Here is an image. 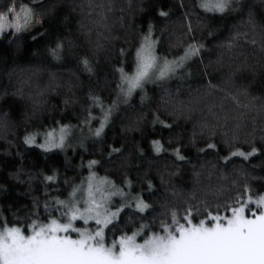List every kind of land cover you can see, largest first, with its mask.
I'll use <instances>...</instances> for the list:
<instances>
[{"label": "snow or ice", "instance_id": "obj_1", "mask_svg": "<svg viewBox=\"0 0 264 264\" xmlns=\"http://www.w3.org/2000/svg\"><path fill=\"white\" fill-rule=\"evenodd\" d=\"M117 4L0 0V39L8 41L15 67L30 37L32 42L45 40L48 57L57 62L39 70L48 72V89H67L65 107L75 102V89L82 86L71 60L89 80L88 103L76 124L54 120L42 132L25 131L20 143L9 139L7 131L11 113L25 99L23 82L21 87L0 89V264H264V0H178V14L160 0L155 19H148L146 27L134 21L150 9L151 0H127L119 8ZM77 12L78 31L87 37L85 53L63 34ZM117 22L120 29L127 31V24L135 32L134 52L116 48L117 42H124ZM158 22L165 25L159 35ZM165 38L167 52L161 53ZM100 53L109 62L118 57L103 78ZM3 62L7 65V56ZM14 70L9 69L10 78ZM64 71L76 82L62 77ZM108 75L114 77V87ZM149 83L163 93L170 117L193 121L188 145L196 148L197 160L216 157L215 163L206 162L207 176L215 175L216 183L203 184L206 164L197 167L185 155L186 144L165 148L162 133L149 142L150 148L156 159L164 153L174 156L172 167L151 176L150 168L137 166L133 178L127 170L131 160L126 144L128 134L139 131L145 121L142 111L121 115V135L107 143L106 129L114 126L121 105L127 113L139 93L140 106L147 107ZM105 90L109 99L102 95ZM29 99L34 115L41 101ZM151 115L154 128L171 132L173 123L161 118L159 108ZM29 118L24 115L25 121ZM77 129L82 135L74 142ZM89 138L93 146L106 144V156L86 162L81 156L76 168H86V175L78 182L56 167L25 166L26 153L35 146L45 156L63 153L67 171L68 151L88 153L84 141ZM198 141L203 147H196ZM222 148L226 155L219 154ZM136 151L142 159L144 149L138 142ZM255 159L260 163L253 164ZM105 165L115 170L113 175L98 173ZM188 165L193 189L179 198L174 178Z\"/></svg>", "mask_w": 264, "mask_h": 264}, {"label": "trees", "instance_id": "obj_2", "mask_svg": "<svg viewBox=\"0 0 264 264\" xmlns=\"http://www.w3.org/2000/svg\"><path fill=\"white\" fill-rule=\"evenodd\" d=\"M24 3H29V0H23ZM127 0H118L117 7L119 8L122 3H126ZM167 6H170L173 10L174 14H178L181 9L178 7V0H164ZM185 4L189 3V0H184ZM160 4V0H151L150 9L146 10L145 14H138L135 18L134 23L136 25H141L142 27L147 26L148 19L154 18V10ZM120 13L117 11L116 15ZM79 13H74L69 17L68 23L66 25L67 31L63 34L69 36L79 46L78 51L81 53L89 52L87 37L81 34L78 31L79 28ZM114 19V17H113ZM47 27V25H45ZM127 31L120 29L119 22L116 24L117 31L120 33L122 41L117 42L116 48L121 46L129 48L131 52L135 51V45L137 43V36L135 32L128 28L127 24L125 26ZM165 27L163 23H157V35H159V30ZM26 48L24 50V55L19 57L17 60V64L19 67H15L12 63L14 57L9 55V49L7 47L8 41L6 39H0V89L7 86L9 90L13 87H21L23 82V87L25 90V99L20 101V107H18L15 111L11 113L10 120V130L7 131V136L9 139H13L14 137L17 140V143H20V138L23 137L25 131H43L45 126H52L54 120H62L63 122H68L71 120L72 123L76 124V117L83 114V106H85L88 101L86 97V93L89 87V80L86 73H82L75 65V61L71 60V67L73 71L77 72L79 76V82L82 83L81 87L75 89L76 97L74 103H70L68 107H65L63 101L65 99V95L67 93L66 88H58L56 91H51L47 88L48 81V72L42 71L39 69L44 68L45 65L48 67L57 66L56 61H52L50 57H48L46 48L47 44L45 40H38L36 42H32L30 37H26L24 40ZM161 53L167 52V38L163 40L162 47L158 49ZM36 51L38 53L37 56L33 57L32 52ZM178 54V53H176ZM7 56V65L3 62V58ZM118 57L113 56V58L109 61L105 60V53H100V71L99 75L103 78L105 73H110L111 66L116 63ZM65 66L69 63V58L65 60ZM14 68L15 70L12 72L11 78L8 75L9 69ZM60 75L64 78H69L76 82V77L71 76V74L67 71L61 72ZM108 80L111 83V86L114 87V77L108 75ZM175 82H170V84H174ZM168 86V85H165ZM174 90V89H173ZM39 94V95H37ZM146 94L150 98L146 108H142L139 103V93H137L132 99L131 103L134 105L133 108L128 109L127 113H124L123 109L124 105H121V113L116 116L114 121V126L106 129L107 132V143H112V137L114 135H121L120 132V116H130L134 112H144L145 113V121L141 125V129L137 132L128 134V143L126 144V152L130 153L131 164L127 169L129 174L133 178H137V173L134 169L137 166H140L144 169H151L150 175L155 176L157 169L163 170L165 166L172 167L173 162L175 161L174 156H170L168 153L162 154L161 159H156L155 155L152 153L149 142L152 139L159 138L161 133L163 134L165 148H174L177 143L186 144L192 136L193 132V121L192 120H184L178 119L174 120L172 117L168 115L167 110L163 107V101L161 97L163 93L158 90V85L149 83L146 85ZM102 95L105 96L106 99H109L108 90H105ZM29 96L34 97L41 101V103L37 107V111L33 115V107L31 99ZM64 109L63 112L60 109ZM159 108L161 113V118L168 119L170 123H173V129L171 132L168 130L161 129L159 125L153 127L151 120V110ZM27 114L30 118L25 121L24 115ZM198 115V114H197ZM95 127V124H93ZM3 130H0V135H3ZM87 135V131L84 133ZM77 138L74 137L75 140L81 137V134L77 133ZM171 137L172 143L169 144L168 140ZM219 139V138H218ZM85 144L88 147V153L82 152L79 148L76 150V154L74 155L72 150L70 149L67 153L70 159V163L67 166V171H65V158L63 153H58L54 156H45L42 154V150L32 146L31 151L26 153V159L24 161L25 166L29 168H34L35 170H39L41 168H51L56 167L61 170L68 177L74 178L77 182L80 179V176L86 175V168L81 171L76 168V165L80 164V158L83 156L85 162L95 156L97 159H101L106 156V144L100 145L97 144L95 146L92 145L91 139H85ZM136 142L139 143V146L144 149V157L141 159L136 151ZM2 143V141H0ZM24 147L21 144L20 150L23 151ZM196 147H203V141H198ZM220 155H226L227 150L221 149ZM185 155L192 159V162L199 167L200 164H206L205 174L202 176L203 184H214L217 181V177L215 175L208 177L207 176V168L208 165L206 162L215 163L216 157L213 155H208L203 157V159L197 160V152L196 148L188 145L185 150ZM151 161V163H149ZM17 163L20 161L17 160ZM234 162L239 165V158H235ZM176 163H179L176 161ZM253 164H259V159L252 160ZM232 165H229L228 170H231ZM105 169L108 171L106 172ZM98 173L102 176L104 175H113L114 169L105 165L102 168L97 169ZM118 179V177H117ZM178 182L179 198H183L188 195L190 191L193 189V182L191 180V165L182 166L181 173L179 176L174 178ZM39 186L38 182H34ZM159 186V181H156ZM23 191V188L20 189ZM55 194V193H54ZM197 195H200V192H197ZM24 203H28L29 201L24 200Z\"/></svg>", "mask_w": 264, "mask_h": 264}, {"label": "rangeland", "instance_id": "obj_3", "mask_svg": "<svg viewBox=\"0 0 264 264\" xmlns=\"http://www.w3.org/2000/svg\"><path fill=\"white\" fill-rule=\"evenodd\" d=\"M73 124H74V123H73ZM86 131H87V129L84 130V133H85ZM77 133H78V134H81V132H80L79 129H77V130L74 132V134H73V139H74V137H76V138L78 137V136H77ZM81 135H82V134H81ZM101 176H102V175H101Z\"/></svg>", "mask_w": 264, "mask_h": 264}]
</instances>
